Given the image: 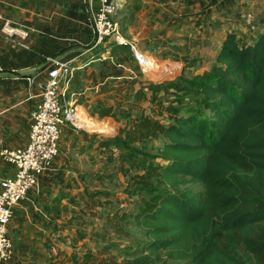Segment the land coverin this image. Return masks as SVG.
<instances>
[{
  "label": "trees",
  "instance_id": "16d2710c",
  "mask_svg": "<svg viewBox=\"0 0 264 264\" xmlns=\"http://www.w3.org/2000/svg\"><path fill=\"white\" fill-rule=\"evenodd\" d=\"M107 46L129 48L104 42L96 50ZM118 63L123 76L125 62ZM184 81L141 79L138 89L127 88L129 97H147L151 105L161 93H174L167 104L158 101L157 115L132 112L131 126L105 141L119 147L122 165L141 169L131 179L141 196L132 216L144 238L120 258L88 251L76 264H264V32L251 41L227 33L211 70ZM174 87L188 91L193 104ZM92 112L117 120L122 113L102 104ZM160 136L163 162L139 160L135 145ZM108 211L106 225L118 234L114 223L125 212Z\"/></svg>",
  "mask_w": 264,
  "mask_h": 264
},
{
  "label": "crops",
  "instance_id": "0c3cea01",
  "mask_svg": "<svg viewBox=\"0 0 264 264\" xmlns=\"http://www.w3.org/2000/svg\"><path fill=\"white\" fill-rule=\"evenodd\" d=\"M177 1L167 0V4ZM185 1L193 11L166 15L164 19L176 22L188 14V20L195 21L198 34L189 36L195 37L193 49L200 45L214 47L217 56L227 33L240 35L249 27L255 28L257 35L264 32V0ZM95 7L94 0H1L0 13L27 29L29 35L28 47L24 48L18 37L0 32V151L28 143L32 113L41 101L40 85L47 77L49 57L61 58L74 68L67 103L77 104L89 118L102 122L92 107L103 105L99 98L104 91L93 84L94 78H84L100 54L92 45ZM187 42L186 49L190 50L189 39ZM125 78L124 83L132 76L125 74ZM101 126L107 131V126ZM104 136L100 130L63 126L59 153L51 168L38 176L37 186L15 207L9 224L15 251L5 264H76L88 251H95L88 217L91 200L98 191L96 184L102 186L103 167L108 165L111 145L105 144ZM15 169L0 155V181L13 177Z\"/></svg>",
  "mask_w": 264,
  "mask_h": 264
},
{
  "label": "rangeland",
  "instance_id": "374dc122",
  "mask_svg": "<svg viewBox=\"0 0 264 264\" xmlns=\"http://www.w3.org/2000/svg\"><path fill=\"white\" fill-rule=\"evenodd\" d=\"M156 1L158 3H152L150 5L147 2L143 4L142 0H121L124 6L120 7L116 15L121 33L125 39L131 43L137 44L145 52L159 59L160 63L157 61V71L155 73H152L154 71L150 72L149 77L157 78L165 76L168 78L165 81H173L174 84L180 86L179 84H182L184 79V82H186V79L189 81L196 80L199 76L209 72L216 62V55L214 56L213 50L214 47L206 48V46L201 47L200 45L193 49L192 45L195 37L189 36L193 33L198 34L195 21L188 20V14L184 19L177 20L176 22L164 19L166 15L189 13L191 10L193 11V9L190 8V4L185 0L177 1V3L171 5L167 4V0H153V2ZM254 31L257 30L249 27L244 31H240V36L251 41L258 33H254ZM188 39L191 43L190 50L186 49L188 48ZM103 50L105 53L102 52L99 56H95V63H92L93 66H91L93 70L87 71L84 78H94L93 84H95L101 92L104 91L102 92V97L99 98L103 105L110 104L114 106L117 111L122 112L118 113V120L113 117L101 118L102 122L100 124L108 128H106L107 131L104 130V137L108 140H113L116 136L121 134L123 128L131 126L133 119L132 112L133 115L144 111L147 114L157 115L159 110L158 101L163 99V102L167 104L169 102V95H174V93L168 92L169 95H166L167 93H161L157 99H155L156 102L154 104L152 103V105L147 97H140L139 99L129 97L127 88L128 90H132L133 88L138 89L140 87L138 82L141 79H147L150 82H154V80L151 81L141 68L140 70L138 69L132 58L133 55L130 47H125L123 50L114 47L112 50L111 47L107 46V48ZM198 50L200 51L198 52ZM119 60L125 62L123 76H119L121 73L117 70V67L121 65L118 63ZM125 74H129V76L135 78L132 80L130 79L129 83H127L128 81L124 83L126 79ZM155 75H157V77H155ZM133 81L137 83L133 84ZM89 90L90 89L87 90V93ZM174 90H178V94L186 96V101L193 104L191 95L188 94V91L183 92L179 87H174ZM93 91L96 92V89H93ZM144 92H146L148 97L152 96V93L147 89H145ZM125 112H129L128 117L123 116ZM164 142V138L160 136L146 142L142 146L140 144L135 145L140 152L137 158L139 160H146L147 162H163L157 154L161 152ZM119 150L117 145L109 147L108 165L106 169L103 167V176L105 179L102 186L96 184L97 190L101 191L96 194V198L91 200V212L88 217V220L93 226V230L90 232V238H93V244H96L94 246L95 251H97L99 255H102L106 251L107 254H113L118 258L123 255V250H131L144 238L142 228L136 224L132 216L137 209V202L141 199V196L140 191L138 192L134 181L131 179L135 174L141 173V169L132 168L129 164L125 166L122 165L121 161L123 154L120 153ZM148 156H154V158H149ZM191 187L197 191L201 190L200 185H192ZM106 192H109L110 195L107 196V194H105ZM118 192L121 194L116 197V193ZM112 193L114 195H112ZM108 197H112L110 198L112 202L110 207L107 205ZM117 207H119L121 211H124L125 214L118 217L117 223H114V228L118 232V234H115V232L106 225V218H108L109 208L116 209ZM77 219L79 221L80 218ZM105 226L108 227V230H106ZM78 236H80V233H78ZM87 236H89L88 233ZM98 236H102L103 245L99 244ZM107 246H109V248L104 249Z\"/></svg>",
  "mask_w": 264,
  "mask_h": 264
},
{
  "label": "built area",
  "instance_id": "2783aa9c",
  "mask_svg": "<svg viewBox=\"0 0 264 264\" xmlns=\"http://www.w3.org/2000/svg\"><path fill=\"white\" fill-rule=\"evenodd\" d=\"M94 1L96 7L93 12L92 30L96 42L93 47L104 42L128 45L146 76L156 71L159 59L126 40L121 33L116 17L122 5L121 0ZM0 22L1 33L10 38L18 37V43L24 48L28 47L27 29L5 18L1 13ZM48 63L47 77L40 85L41 101L32 113L28 143L21 148H4L0 151L1 157L16 168L13 177L0 181V264L7 263L14 255V242L9 224L15 207L37 186L38 176L51 168L59 153L63 126L70 124L77 130L104 131L99 127L100 121L89 118L77 104L67 103V95L74 77L72 65L58 57H49Z\"/></svg>",
  "mask_w": 264,
  "mask_h": 264
},
{
  "label": "water",
  "instance_id": "95a60500",
  "mask_svg": "<svg viewBox=\"0 0 264 264\" xmlns=\"http://www.w3.org/2000/svg\"><path fill=\"white\" fill-rule=\"evenodd\" d=\"M149 77V76H148ZM149 79L152 81L154 80V83H161V82H164L165 80H167L168 78L167 77H161V78H152V77H149ZM115 135V133H114Z\"/></svg>",
  "mask_w": 264,
  "mask_h": 264
},
{
  "label": "bare ground",
  "instance_id": "6f19581e",
  "mask_svg": "<svg viewBox=\"0 0 264 264\" xmlns=\"http://www.w3.org/2000/svg\"><path fill=\"white\" fill-rule=\"evenodd\" d=\"M156 71H157V69H156ZM156 71H154V72H152V73H155ZM155 77H157V75H155ZM157 78H161V77H157ZM99 127H101V126H99Z\"/></svg>",
  "mask_w": 264,
  "mask_h": 264
}]
</instances>
